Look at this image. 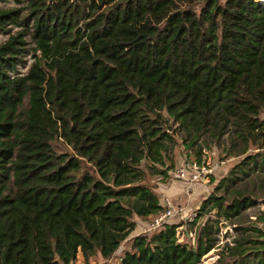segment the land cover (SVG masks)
<instances>
[{"label": "trees", "instance_id": "trees-1", "mask_svg": "<svg viewBox=\"0 0 264 264\" xmlns=\"http://www.w3.org/2000/svg\"><path fill=\"white\" fill-rule=\"evenodd\" d=\"M25 2L0 9V264H91L126 239L117 264L214 246L213 264H264V214L245 212L264 203V0ZM176 130L185 162L205 136L236 160L195 209L129 236L163 209Z\"/></svg>", "mask_w": 264, "mask_h": 264}, {"label": "rangeland", "instance_id": "rangeland-1", "mask_svg": "<svg viewBox=\"0 0 264 264\" xmlns=\"http://www.w3.org/2000/svg\"><path fill=\"white\" fill-rule=\"evenodd\" d=\"M25 3H26L25 0H0V9L13 8V7L14 8H24ZM15 28L16 27H13V30ZM6 36L7 35L2 30H0V42L3 41L6 38ZM30 46H31V44H29V48H30ZM30 55H31V49L29 50V53H27L25 56L27 59V64H29V62L31 61ZM19 69L21 71H25L26 67L21 65L19 67ZM262 116L264 117V112L262 113ZM174 136L176 137L177 142L173 146L172 150L169 152V153H171L170 156H171L172 160L174 161L173 167H175V166L179 165L180 163H183L184 161H186V159H185L186 156L184 153L186 150H185V147H183V145H181V143L179 142L180 139L178 138V131L177 130L174 132ZM224 139H225V135L222 136L221 140L224 141ZM204 141L205 142H202V149L204 152L203 158L205 160L209 161L210 164L213 165V169H214L213 174L210 176V184L205 186L204 188H202V187L200 188L201 190H206L205 192H208L209 190H211V188H213V186L218 181V179L227 172L229 166H231L235 162L236 157H234L231 154L224 155L225 151H224L223 145H220L219 141L214 140L208 136L204 137ZM226 157H232V158L228 161H224V162L220 161ZM172 169H170V170H172ZM155 180H156V177H153L152 180L149 179V181H147V182L149 183V182H152ZM192 191H193V188H192ZM199 197H201V196L199 195ZM261 203H263V202H261V200L258 199L256 205L248 207L245 212L252 219H254L256 215H258L259 213H262V210L259 207ZM189 209L193 210V208H189ZM204 218H205L204 216L199 217L197 219V222L203 221ZM197 222H196V224H197ZM196 224L193 225V227L188 231L190 242H193L194 233H195L194 230H195ZM184 226L185 225H180L178 228H176L177 238L179 240L186 239V235H185V232L183 230ZM217 233H218L217 243L222 242L224 239L230 240L232 235L234 234V231L232 229V224L230 223V221L221 219L219 221V231ZM132 234H134V231H132L129 234V236ZM128 242H129L128 239H126L125 241H122L120 243V245L118 246V248L115 250L114 254L109 259H103L100 256L89 257L90 263L91 264H117V257L119 256L120 253H122V251L126 247H128ZM216 252H217V246L212 247L210 250H208L205 254H203L201 256L199 264H213L214 261L216 260V257H217ZM71 264H85L84 259H83L80 252L78 253L76 259Z\"/></svg>", "mask_w": 264, "mask_h": 264}, {"label": "built area", "instance_id": "built-area-1", "mask_svg": "<svg viewBox=\"0 0 264 264\" xmlns=\"http://www.w3.org/2000/svg\"><path fill=\"white\" fill-rule=\"evenodd\" d=\"M232 157H226L221 162L228 161ZM170 176L174 179L182 180L187 183H196L203 188L210 184V176L213 174V165L209 161L202 158L200 161L191 160L188 162L180 163L169 171ZM163 209L157 213L151 215L147 222L146 229H154L166 222L170 217L174 215H182L184 207L173 204L169 198L163 196L161 198ZM195 211H191L186 215V219L190 220L194 217ZM189 236V232H187Z\"/></svg>", "mask_w": 264, "mask_h": 264}, {"label": "crops", "instance_id": "crops-1", "mask_svg": "<svg viewBox=\"0 0 264 264\" xmlns=\"http://www.w3.org/2000/svg\"><path fill=\"white\" fill-rule=\"evenodd\" d=\"M201 187L202 186L196 183H192V182L187 183L182 180L180 181L178 179H174L170 176V172H169V176L165 181H160L157 183L156 191L161 206H162L161 198L163 196H166L175 205H179L184 208H195L198 206L200 200L207 193L205 192L206 190H201L200 189ZM199 195L201 197H199ZM259 207L264 214V203H261ZM133 219L136 222L135 228L133 229L134 234L139 232L141 229L145 230L147 221H149V219H143L138 216H134ZM261 225L264 227V222H262Z\"/></svg>", "mask_w": 264, "mask_h": 264}]
</instances>
